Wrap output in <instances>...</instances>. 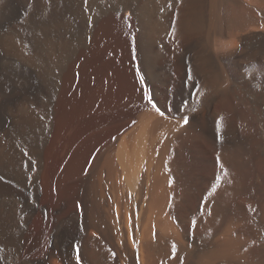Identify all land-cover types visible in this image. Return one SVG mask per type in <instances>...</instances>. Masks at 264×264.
I'll use <instances>...</instances> for the list:
<instances>
[{
    "label": "bare ground",
    "instance_id": "1",
    "mask_svg": "<svg viewBox=\"0 0 264 264\" xmlns=\"http://www.w3.org/2000/svg\"><path fill=\"white\" fill-rule=\"evenodd\" d=\"M0 264H264V0H0Z\"/></svg>",
    "mask_w": 264,
    "mask_h": 264
},
{
    "label": "snow or ice",
    "instance_id": "2",
    "mask_svg": "<svg viewBox=\"0 0 264 264\" xmlns=\"http://www.w3.org/2000/svg\"><path fill=\"white\" fill-rule=\"evenodd\" d=\"M142 82H143V78H142ZM149 103L152 105V107L159 113V115L163 116L164 113L162 111H160V109L157 107V105L153 102L151 96H149ZM189 123L188 119H184V124L187 125Z\"/></svg>",
    "mask_w": 264,
    "mask_h": 264
}]
</instances>
